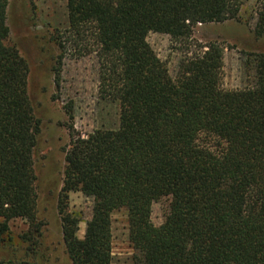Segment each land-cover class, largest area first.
<instances>
[{"label":"trees","instance_id":"trees-1","mask_svg":"<svg viewBox=\"0 0 264 264\" xmlns=\"http://www.w3.org/2000/svg\"><path fill=\"white\" fill-rule=\"evenodd\" d=\"M9 6L0 0V248L21 219L27 256L36 258L45 226L35 162L42 123L30 64L9 44ZM240 8L237 0H67L69 28L53 36L55 84L70 50L72 59L96 54L100 94L120 108L116 130L84 136L67 107L57 209L72 264H113L112 217L121 211L141 264H264V54L248 55L253 86L226 90L220 43L200 45L176 79L148 43L150 34L191 40L200 25L239 21ZM254 32L264 38V12ZM75 193L93 200L83 239L70 211ZM165 199L170 216L156 227L153 206Z\"/></svg>","mask_w":264,"mask_h":264},{"label":"rangeland","instance_id":"rangeland-1","mask_svg":"<svg viewBox=\"0 0 264 264\" xmlns=\"http://www.w3.org/2000/svg\"><path fill=\"white\" fill-rule=\"evenodd\" d=\"M240 20L219 25H200L191 40L174 42L169 36L150 34L148 43L164 62L173 79L187 57L200 53L199 46L220 43L224 49L222 86L226 90L242 89L255 84V73L246 66L249 54H264V38L257 39L258 14L264 12V0H237ZM9 44L16 46L31 68L29 95L37 119L42 123L35 153L38 174L39 220L44 223L42 248L36 258L28 257L22 237L29 230L26 221L10 223L13 242L0 248V264H72L65 251L61 219L57 205L63 186L65 155L70 142L68 125L72 123L67 107L73 104L74 126L81 135L96 130L119 127V104L100 94V64L96 54L69 58L63 62L61 86L55 84L54 69L60 49L53 36L69 28L67 0H10L8 10ZM74 49V48H73ZM93 200L81 193L70 195V211L80 221L78 236L85 237L92 218ZM170 216L169 200L153 206L152 222L165 225ZM113 221V264H141L140 255L129 240L125 211L116 212Z\"/></svg>","mask_w":264,"mask_h":264}]
</instances>
